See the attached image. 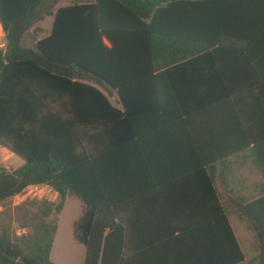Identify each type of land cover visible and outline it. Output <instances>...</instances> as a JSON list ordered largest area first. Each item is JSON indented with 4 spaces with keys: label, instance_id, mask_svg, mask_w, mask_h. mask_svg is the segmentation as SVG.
<instances>
[{
    "label": "trees",
    "instance_id": "1",
    "mask_svg": "<svg viewBox=\"0 0 264 264\" xmlns=\"http://www.w3.org/2000/svg\"><path fill=\"white\" fill-rule=\"evenodd\" d=\"M194 3L197 11L208 4L216 7L198 20L217 28L197 31L196 51L192 37L164 31L158 24L172 7ZM58 4L0 0L7 35L6 50L0 51V146L24 161L15 170L0 169V204L36 186H49L59 195L58 203L24 201L15 217L0 214V264H57L52 251L58 217L70 196L85 205L75 224V237L86 247L83 264H130V234L136 227L130 201L144 195L135 189L144 190L149 168V77L158 72L156 101L169 104L174 100L165 96L162 69L194 55L227 51L243 63L248 76L243 85L264 83V0ZM47 17L55 18L53 29L41 38L40 24ZM200 41L244 47L216 48ZM115 92L123 110L110 101ZM258 163L264 173L262 156ZM207 198L216 204L206 210L212 222L198 219L197 233L222 235L224 246L222 255H212L207 263L243 264L245 254L217 195L211 190ZM241 211L259 242L254 264H264V196ZM15 222L30 231L19 234ZM176 229L175 224L166 231Z\"/></svg>",
    "mask_w": 264,
    "mask_h": 264
},
{
    "label": "crops",
    "instance_id": "2",
    "mask_svg": "<svg viewBox=\"0 0 264 264\" xmlns=\"http://www.w3.org/2000/svg\"><path fill=\"white\" fill-rule=\"evenodd\" d=\"M215 8L208 4L197 11V3L178 4L164 12L158 24L164 31L192 37L196 51L197 31L217 30L198 17ZM50 18L49 28L40 25L41 38L53 29L55 18ZM200 42L216 48L244 47ZM6 47L2 26L0 51ZM212 52L213 56L194 55L162 69L165 96L174 100L169 104L156 101L158 72L149 77L147 91L153 102L145 108L153 114L146 121L149 168L144 190L135 189L144 195L130 201L136 226L130 234V264H208L207 258L222 255V235L197 233V220L202 222L206 210L216 207L206 200L211 190L245 254L243 264L248 261L241 208L264 196V173L258 163V156L264 158V83L243 85L248 76L241 59L227 51ZM109 98L124 109L117 92ZM205 218L212 222L210 215ZM175 224V231H166Z\"/></svg>",
    "mask_w": 264,
    "mask_h": 264
},
{
    "label": "rangeland",
    "instance_id": "3",
    "mask_svg": "<svg viewBox=\"0 0 264 264\" xmlns=\"http://www.w3.org/2000/svg\"><path fill=\"white\" fill-rule=\"evenodd\" d=\"M58 6L69 5L75 2H81L85 0H58ZM51 18L48 17L46 22H43V28H49ZM44 34H41L43 36ZM113 101L114 98H112ZM23 165V160L14 153H11L7 149L0 146V169L6 168L8 170H15ZM31 199H47L51 202L58 203L59 195L56 198V193L50 192L48 189L40 188L35 190L31 188L24 194L0 204V214L7 212L15 217L16 208L26 200ZM85 211V205L82 200L75 196L68 197L65 207L58 217L59 231L56 236L52 251V259L57 264H83L86 247L81 244L75 237L74 225L82 217ZM243 226L246 231L247 241H244L245 252L248 257L246 264H254L260 254L259 242L255 231H253L248 222L244 219ZM14 227L19 234L28 233L29 229H20L18 223L15 222Z\"/></svg>",
    "mask_w": 264,
    "mask_h": 264
},
{
    "label": "built area",
    "instance_id": "4",
    "mask_svg": "<svg viewBox=\"0 0 264 264\" xmlns=\"http://www.w3.org/2000/svg\"><path fill=\"white\" fill-rule=\"evenodd\" d=\"M2 29V23H1V20H0V30ZM34 188L35 190H39L40 188H44V189H48L50 192H54L56 193L51 187L49 186H36V187H32ZM31 189V188H30ZM29 190V189H28Z\"/></svg>",
    "mask_w": 264,
    "mask_h": 264
}]
</instances>
